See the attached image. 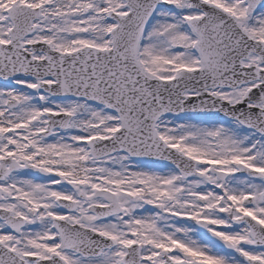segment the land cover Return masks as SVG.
Instances as JSON below:
<instances>
[{"label": "snow or ice", "instance_id": "1", "mask_svg": "<svg viewBox=\"0 0 264 264\" xmlns=\"http://www.w3.org/2000/svg\"><path fill=\"white\" fill-rule=\"evenodd\" d=\"M0 264H264V0H0Z\"/></svg>", "mask_w": 264, "mask_h": 264}]
</instances>
